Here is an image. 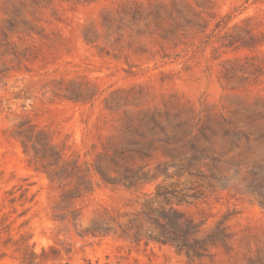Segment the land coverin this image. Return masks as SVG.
Listing matches in <instances>:
<instances>
[{
    "label": "rangeland",
    "instance_id": "374dc122",
    "mask_svg": "<svg viewBox=\"0 0 264 264\" xmlns=\"http://www.w3.org/2000/svg\"><path fill=\"white\" fill-rule=\"evenodd\" d=\"M73 160L149 181L75 190ZM157 185L224 241L78 233ZM8 237L37 264H264V0H0V264H22Z\"/></svg>",
    "mask_w": 264,
    "mask_h": 264
},
{
    "label": "trees",
    "instance_id": "16d2710c",
    "mask_svg": "<svg viewBox=\"0 0 264 264\" xmlns=\"http://www.w3.org/2000/svg\"><path fill=\"white\" fill-rule=\"evenodd\" d=\"M131 152L138 153L140 150L125 149L116 153L123 158ZM60 169L66 176H76L78 183L75 190H87L91 187V180L88 177L91 172L97 175L102 183L110 185L120 184L129 187L149 181L148 171L139 173V170L127 167L118 176H111L107 169L97 164H86L82 167L74 160L66 161ZM25 192L26 190H22L19 198L25 199ZM63 197L70 199L66 194ZM177 197L175 190L157 185L155 192L147 194L140 202L139 208L133 211H120L103 207L93 214L86 226L78 233L81 236H104L112 233L135 242L155 241L171 244L188 256H204L210 247L224 241L223 228L219 222L211 229H204L203 220H196L178 207L180 199ZM172 199H175V202ZM10 201H14V198L11 197ZM77 215L76 209H72L64 213L61 219L69 217L68 220L75 227ZM6 228L7 225H4L3 230L5 231ZM9 242L19 245L17 249L22 251V264H37L35 262L37 256L25 239L22 238L18 243L12 242L11 237H8L6 243Z\"/></svg>",
    "mask_w": 264,
    "mask_h": 264
}]
</instances>
